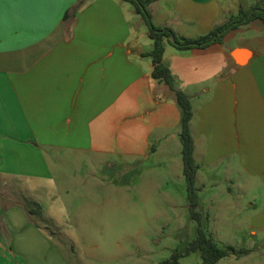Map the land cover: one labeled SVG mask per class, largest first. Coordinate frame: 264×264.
Here are the masks:
<instances>
[{"label": "crops", "instance_id": "crops-1", "mask_svg": "<svg viewBox=\"0 0 264 264\" xmlns=\"http://www.w3.org/2000/svg\"><path fill=\"white\" fill-rule=\"evenodd\" d=\"M259 1L158 0L149 11L155 25L198 39ZM153 48L144 18L125 0H6L0 264H69L25 205V196L53 179V161L85 156L135 173L136 188L176 179L188 195L182 110L152 77L153 59L144 53ZM163 62L175 87L192 98L199 210L205 212L206 197L207 210L218 196L234 198L219 212L233 211L232 225L250 230V238L230 246L251 255L264 246V23L254 20L204 48L178 50L167 42Z\"/></svg>", "mask_w": 264, "mask_h": 264}, {"label": "rangeland", "instance_id": "rangeland-1", "mask_svg": "<svg viewBox=\"0 0 264 264\" xmlns=\"http://www.w3.org/2000/svg\"><path fill=\"white\" fill-rule=\"evenodd\" d=\"M51 167L53 179L41 184L42 192L25 196V205L41 203L42 215L30 219L69 264H163L183 255L197 237L188 195L176 179L165 182L167 187L155 182L151 189H139L135 173L123 175L125 168L92 164L85 156L77 162L53 161ZM232 200L218 196L214 210H207L209 197L202 202L203 227L221 248L251 237L250 230L232 225L233 211L219 212L221 206L231 207ZM179 264H202L201 252L180 258ZM217 264H264V246Z\"/></svg>", "mask_w": 264, "mask_h": 264}, {"label": "trees", "instance_id": "trees-1", "mask_svg": "<svg viewBox=\"0 0 264 264\" xmlns=\"http://www.w3.org/2000/svg\"><path fill=\"white\" fill-rule=\"evenodd\" d=\"M135 7V12L142 15L148 29L149 37L154 43V48L149 53H144L145 56H150L153 59L154 69L152 77L163 81L173 92L176 103L182 110V127L180 137L183 143V163L184 176L187 182V193L190 205V215L198 223V234L196 239L189 245L183 255H174L170 262L163 264H179L180 258L188 256L193 252H201L202 264H217L222 259L234 255L242 257L248 255V249H236L234 246L221 248L211 235L204 229L203 224L206 218L199 211V191L195 186V179L198 166L194 158V139L191 133V121L193 118L192 98L185 92L178 90L175 87V78L171 70L164 64V55L166 43H171L178 50H188L193 48H204L212 43H220L223 37L230 30L237 29L242 25H246L254 20H261L264 23V7L262 0L249 10H240L238 15L232 16L230 20L223 26L215 28L208 35L198 39H188L176 34L171 28L159 27L155 25L152 15L149 11L151 3L158 0H125ZM42 206L40 204H31L28 210L30 218L33 216L42 215Z\"/></svg>", "mask_w": 264, "mask_h": 264}, {"label": "snow or ice", "instance_id": "snow-or-ice-1", "mask_svg": "<svg viewBox=\"0 0 264 264\" xmlns=\"http://www.w3.org/2000/svg\"><path fill=\"white\" fill-rule=\"evenodd\" d=\"M5 2H6V0H0V31H2V26H3V6H4ZM12 2H15V0H12ZM19 2L41 5L44 3H50L51 0H19Z\"/></svg>", "mask_w": 264, "mask_h": 264}, {"label": "water", "instance_id": "water-1", "mask_svg": "<svg viewBox=\"0 0 264 264\" xmlns=\"http://www.w3.org/2000/svg\"><path fill=\"white\" fill-rule=\"evenodd\" d=\"M234 56H236V54H234Z\"/></svg>", "mask_w": 264, "mask_h": 264}]
</instances>
